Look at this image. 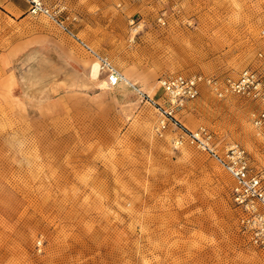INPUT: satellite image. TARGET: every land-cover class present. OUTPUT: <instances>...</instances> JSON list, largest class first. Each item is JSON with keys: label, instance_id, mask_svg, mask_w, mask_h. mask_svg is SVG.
Segmentation results:
<instances>
[{"label": "rangeland", "instance_id": "rangeland-1", "mask_svg": "<svg viewBox=\"0 0 264 264\" xmlns=\"http://www.w3.org/2000/svg\"><path fill=\"white\" fill-rule=\"evenodd\" d=\"M38 1L0 0V264H264L231 177L175 144L203 126L260 168L259 104L202 85L156 133L160 76L264 81V0ZM100 59L135 85L102 87Z\"/></svg>", "mask_w": 264, "mask_h": 264}, {"label": "built area", "instance_id": "built-area-1", "mask_svg": "<svg viewBox=\"0 0 264 264\" xmlns=\"http://www.w3.org/2000/svg\"><path fill=\"white\" fill-rule=\"evenodd\" d=\"M30 5L33 13L49 15V11L38 0H30ZM260 34L264 37V30ZM99 64L107 71L108 86H117L121 81L118 71L105 59H100ZM156 84L162 99V103H156V109L162 117L156 128L158 136L163 135L167 122L177 125L176 111L183 109L186 102L196 99L204 85L217 99L236 95L259 104L258 112L251 117V125L262 137L264 147V81L256 71L242 70L236 77L168 74L160 76ZM184 141L212 157L231 177L233 204L240 211L239 232L259 253L264 263V164L260 168L251 166L249 154L236 144L219 150L213 134L203 126L194 131L182 130L175 144L181 145Z\"/></svg>", "mask_w": 264, "mask_h": 264}, {"label": "bare ground", "instance_id": "bare-ground-1", "mask_svg": "<svg viewBox=\"0 0 264 264\" xmlns=\"http://www.w3.org/2000/svg\"><path fill=\"white\" fill-rule=\"evenodd\" d=\"M90 75L93 79H97L99 77L100 74V65L98 64V62H93L92 65L90 66ZM121 80H124V82L126 84H130V85H135L134 80H132V78L128 75H125L123 77H121ZM102 87L104 88H109L108 84L106 81H102L100 84ZM150 96L151 92H148Z\"/></svg>", "mask_w": 264, "mask_h": 264}]
</instances>
